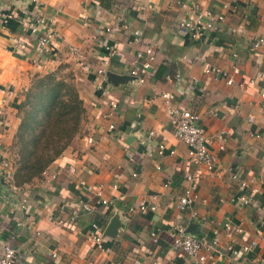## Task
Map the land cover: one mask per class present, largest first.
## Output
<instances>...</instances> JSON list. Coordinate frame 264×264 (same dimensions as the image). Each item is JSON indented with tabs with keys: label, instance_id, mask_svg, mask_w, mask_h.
<instances>
[{
	"label": "crops",
	"instance_id": "crops-1",
	"mask_svg": "<svg viewBox=\"0 0 264 264\" xmlns=\"http://www.w3.org/2000/svg\"><path fill=\"white\" fill-rule=\"evenodd\" d=\"M178 1L184 0H0V154L6 156L12 144L21 93L33 75L73 61L86 109L80 133L40 177L20 187L0 178V252L3 244L12 245L15 264H197L171 245L178 223L193 224L192 235L205 239L218 231L214 264H250L257 257L264 264V45L253 47L264 38V0H197L199 9L225 16L219 31L199 40L174 33L184 14ZM5 14L10 18L4 23ZM34 16L45 17L60 34L48 52L28 31ZM71 46L85 66L72 57ZM148 46L158 53L154 73L138 83L129 69L136 49ZM208 66L227 70L233 82L214 80ZM99 67L127 78L113 83L105 74L101 91L93 79ZM176 73L182 79L174 83ZM165 91L175 106L199 116L216 156L212 170L193 163L187 145L174 136ZM110 100L117 108L105 118ZM188 174L195 176L194 200L181 211L177 202ZM87 185H100L111 202L95 206ZM241 195L247 205L231 201ZM140 201L155 204L156 211L130 212ZM84 203L95 209L83 211ZM73 208L79 214L71 219ZM112 217L119 223L115 234L103 236ZM92 223L110 250L88 239ZM225 223L243 231L228 233ZM251 241L256 245L245 252Z\"/></svg>",
	"mask_w": 264,
	"mask_h": 264
},
{
	"label": "built area",
	"instance_id": "built-area-1",
	"mask_svg": "<svg viewBox=\"0 0 264 264\" xmlns=\"http://www.w3.org/2000/svg\"><path fill=\"white\" fill-rule=\"evenodd\" d=\"M178 6L184 11V14L179 17L173 24V31L176 35L181 37H186L192 40H199L202 37L219 31L221 28V23L224 21L225 16L223 14H213L210 11H203L199 9L197 0H184L178 1ZM234 6L231 8L234 10ZM10 18V14H5L2 17V21L5 23L7 19ZM110 30V29H107ZM236 30V29H235ZM37 40V44L42 51L48 52L50 43L60 36L56 28L43 16H34L31 18L29 24V30ZM137 39L133 38L131 43H136ZM264 45V38H257L253 47L258 48L259 46ZM69 52L76 62L80 66H85V60L79 54L78 50L71 46ZM158 57L157 50L153 46H148L143 49H136L134 53V59L131 62V67L129 69V75L133 76L138 83H143L146 79V76L152 75L153 65ZM207 74H210L214 80L224 79L227 84L233 82L232 77L229 75L227 70L222 69L218 66H208L205 69ZM106 71L103 67L96 69L94 74V82L97 89L104 91V81ZM182 79L180 73H176L172 78L174 83L179 82ZM190 81L195 83L197 79L195 77H190ZM264 96V93L262 94ZM173 94L169 91L161 93V98L163 100V108L166 115L171 119L173 125V134L174 136L185 143L188 147V157L196 165H203L206 169L212 170L215 166L216 156L212 153L209 147V140L204 135L203 129L198 124L199 116L185 108L177 107L172 103ZM110 109L103 115L105 118L111 117L116 108L117 103L114 100L109 102ZM4 104L1 101L0 104V116L3 115ZM251 120V119H249ZM114 124H108V129L112 130ZM153 132H150V135ZM89 142L92 141L91 138L88 139ZM164 149L163 144H159V152H162ZM219 149L223 150L224 145L220 144ZM12 166L11 163L0 154V178L5 182L13 181L12 178ZM189 180V186L186 189L184 195H181L177 202V208L181 211L190 209L191 204L194 200L192 192L195 189V176L192 174L187 175ZM81 184H84L81 181ZM242 187L246 186L245 182L241 183ZM86 189L88 191L94 192L95 195V206L96 205H106L111 201L104 199L102 195V187L100 185H87ZM26 199L23 200L25 202ZM231 201H238L242 205H247L249 203V198L245 195L239 197H233ZM81 209L85 212H91L95 209L93 205L84 203L81 206ZM157 206L146 201H140L136 206H130V212H140L147 213L149 211H156ZM79 214L77 208L71 210V219L75 218ZM191 215L195 216L194 211L191 212ZM186 225L178 223L174 225L173 229L170 232L171 245L172 247L182 255L188 256L193 260L194 263H205L209 262L214 264L211 251L217 245V233L216 229L213 230V236L210 239H205L202 237H196L191 234H188L186 231ZM224 230L228 233L236 232L241 233L243 229L238 225H233L230 223L224 224ZM153 242L157 241V236L155 232L150 233ZM88 239L96 244L97 247L102 250L108 251L110 248L104 246V239L102 236V231L99 225L92 223L90 229L88 230ZM256 245L255 241H251L248 244L243 246L245 252H250L251 249ZM52 257H56L55 253H51ZM18 259V251L10 244L5 243L2 245L0 252V264H15ZM136 264H139L136 261ZM152 264H155L154 262ZM250 264H262V261L259 257L254 258Z\"/></svg>",
	"mask_w": 264,
	"mask_h": 264
},
{
	"label": "trees",
	"instance_id": "trees-1",
	"mask_svg": "<svg viewBox=\"0 0 264 264\" xmlns=\"http://www.w3.org/2000/svg\"><path fill=\"white\" fill-rule=\"evenodd\" d=\"M22 93L18 105L16 132L12 146L14 185L20 187L42 172L79 134L85 107L72 85L57 79L55 73L35 75Z\"/></svg>",
	"mask_w": 264,
	"mask_h": 264
},
{
	"label": "rangeland",
	"instance_id": "rangeland-1",
	"mask_svg": "<svg viewBox=\"0 0 264 264\" xmlns=\"http://www.w3.org/2000/svg\"><path fill=\"white\" fill-rule=\"evenodd\" d=\"M49 72L55 73V76H56L57 79H62L66 83L72 85L73 88L78 92L79 97H81L80 96V91L82 90L81 86L83 84V81L80 78L81 77L80 71H79V69L77 68V66L75 65V63L73 61L64 60V61H61L60 63L58 62V64L54 68H51L50 70H48L45 73H38L37 75H44V74L49 73ZM35 75H33L31 77L28 86H30L31 84L35 85V81H36V77H34ZM21 99H22V96L20 98V101H21ZM17 111H18V109H17ZM17 115H18V113H17ZM85 115H86V111H85V114H84V118H85ZM82 123H81L80 127L82 126ZM80 130H81V128H80ZM77 135L73 139H75L77 137ZM15 152H16V150L12 146V144L9 147H7V154L4 157L11 163V165L14 162V159H15Z\"/></svg>",
	"mask_w": 264,
	"mask_h": 264
},
{
	"label": "water",
	"instance_id": "water-1",
	"mask_svg": "<svg viewBox=\"0 0 264 264\" xmlns=\"http://www.w3.org/2000/svg\"><path fill=\"white\" fill-rule=\"evenodd\" d=\"M106 78L115 83V82H121L122 80H125L127 77L123 76V75H118L116 73H113L111 71H107L106 73ZM118 220L116 217H112V219L110 220V222L107 224L106 228L103 231V236H113L115 234V227L118 225ZM188 234H193L194 230H193V224H190L187 229H186Z\"/></svg>",
	"mask_w": 264,
	"mask_h": 264
}]
</instances>
